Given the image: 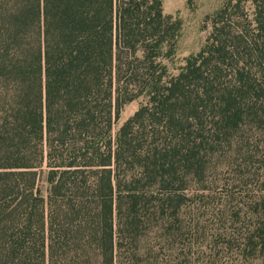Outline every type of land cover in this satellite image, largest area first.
I'll return each instance as SVG.
<instances>
[{"label":"trees","instance_id":"obj_1","mask_svg":"<svg viewBox=\"0 0 264 264\" xmlns=\"http://www.w3.org/2000/svg\"><path fill=\"white\" fill-rule=\"evenodd\" d=\"M183 29L163 0H0V264H264V0L180 60Z\"/></svg>","mask_w":264,"mask_h":264},{"label":"rangeland","instance_id":"obj_2","mask_svg":"<svg viewBox=\"0 0 264 264\" xmlns=\"http://www.w3.org/2000/svg\"><path fill=\"white\" fill-rule=\"evenodd\" d=\"M221 1L191 0L192 3L188 5V0H163L165 14L181 18L184 23L183 36L179 43L178 57L180 60L199 50L208 36V32L204 30V19L219 7ZM142 104V100H137L124 106L115 126L116 132Z\"/></svg>","mask_w":264,"mask_h":264}]
</instances>
